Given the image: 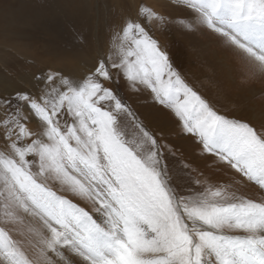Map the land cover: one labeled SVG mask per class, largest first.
<instances>
[{"label": "snow or ice", "instance_id": "snow-or-ice-1", "mask_svg": "<svg viewBox=\"0 0 264 264\" xmlns=\"http://www.w3.org/2000/svg\"><path fill=\"white\" fill-rule=\"evenodd\" d=\"M183 6L253 75L264 74V0ZM134 11L114 32L111 54L85 72L41 73L35 91L0 96V211L5 223L24 225L30 216L40 225L27 227L37 238L35 258L0 228L4 264H264V201L195 189L200 181L187 166L173 175L123 90L143 86L204 153L261 189L264 126L220 114L146 29L162 17L143 4ZM48 180L90 207L59 195ZM236 230L247 235L230 234Z\"/></svg>", "mask_w": 264, "mask_h": 264}, {"label": "rangeland", "instance_id": "rangeland-1", "mask_svg": "<svg viewBox=\"0 0 264 264\" xmlns=\"http://www.w3.org/2000/svg\"><path fill=\"white\" fill-rule=\"evenodd\" d=\"M43 1L31 0L30 3H34V7L32 5L31 8L41 9L44 12H50L51 9L56 11L57 5L65 2V0ZM62 1L64 2L62 3ZM75 2L79 5L71 4L72 1L71 3L66 1L64 4L70 3L69 7L72 8L73 15H75L72 18H75L77 23L75 22L76 25H73L69 18L64 20V24L59 26L64 33L59 36L66 37L68 35L69 37L58 43L60 48L65 47L69 42H71L69 45L74 46L77 56L75 55V59L71 58V60H75V68L73 67L72 72H75L74 69L82 67V65L76 66L83 59L88 58V63L92 66L98 56L111 54L114 32L119 31L126 15L130 12L135 15L134 10L143 4L158 17H162V20L153 18L145 24V27L159 42L162 50L167 53L173 68L185 82L206 98L220 114L230 119L249 122L258 130L264 126V74L253 75L244 60L226 48L217 35L207 29L195 26V14L183 6V0H76ZM64 14L69 13L66 11ZM140 20L142 23L144 22L143 17H140ZM188 25H193V27L189 28ZM30 33L33 36L41 34L40 31H30ZM55 35L58 36V34ZM39 36L35 45L34 43L29 44V49L32 54L35 52L37 57L45 58L47 55L42 51V42L39 41L42 39ZM67 40L69 41L67 42ZM49 48L51 47L49 46ZM82 51H88V54L79 58L78 55ZM7 53L0 54V56L2 55V64L7 66L10 64L9 66L12 67L11 54ZM66 57L68 58V56ZM26 62L28 63L25 65L26 68L23 67L24 69L31 65L29 63H33L29 60ZM24 63L23 61L20 64L24 66ZM11 69L10 74L14 75L13 79L15 80L18 75L14 72L15 69ZM39 69L36 68V71L30 72L33 76L29 75V77L34 79V76L55 70L50 66ZM35 83V80L27 81L23 88L13 87L8 93L14 92L16 89L35 91L33 88ZM140 87L141 91L127 88L123 90V94L140 119L156 134L163 146L164 162L173 175L187 166V169L191 170V179L200 181L199 184H192L195 189L211 187L215 190L219 188L235 197H243L255 202L264 201V189L247 181L246 178L220 163L215 157L204 153L193 138L182 131V126L172 113L156 104L152 94L143 86ZM6 93H0V96ZM2 111L0 109V113ZM28 127L33 132L39 131L35 122L29 123ZM35 170L34 168L33 171ZM47 182L59 195L72 199L81 206L90 207L89 202L78 200L58 182L52 180ZM180 187L181 192L186 194L188 185L182 183ZM24 220V225L5 223L3 213L0 211V228L9 232L27 256L35 258L37 238L27 231V227L31 225L39 228L40 225L37 219L30 216H25ZM230 234L247 235L240 230ZM0 264H4L2 259H0Z\"/></svg>", "mask_w": 264, "mask_h": 264}, {"label": "bare ground", "instance_id": "bare-ground-1", "mask_svg": "<svg viewBox=\"0 0 264 264\" xmlns=\"http://www.w3.org/2000/svg\"><path fill=\"white\" fill-rule=\"evenodd\" d=\"M66 1L70 3L72 1L71 4L73 5L78 4L75 2L76 0H65V2ZM30 2L31 0H0V54L10 52V59L13 60L11 62V65L13 64V66L10 67V64H8V67L6 64L4 65V63L2 64V55L0 56V64H2L0 65V93H8L13 87L23 88L27 81H34L29 75L33 76L30 72L36 71V68L41 69L45 66L46 68L50 66V68L55 69L54 71L62 70L64 72H72L73 67L75 68L74 59L75 55L77 56V53L74 51V46L69 45L71 42L67 44L68 46L66 45L67 47L64 45L65 47L60 48L58 46L59 42L69 37L68 35H66V37L59 36L61 33H64L63 29L59 26L64 24V20L67 18L70 19V22L73 25L77 21L75 18H72V16L75 15H73L72 8L69 7L70 3H66V5L64 4L65 2L62 1V3H64H59L56 7V11L51 9L50 12H44L41 9L38 10L36 8H31L32 5L34 7V3ZM66 11L69 14L65 15L64 13ZM60 18L63 23L60 21ZM30 31H40L41 34H39L40 36H33ZM65 31H67V29H65ZM54 32H56L55 34H58L59 38L56 39L58 36L55 35ZM38 36L42 39L39 41L42 42V51L47 55L45 58L37 57L36 53L33 52L34 54H32L29 49V44L34 43L35 45ZM68 41L69 40H67V42ZM49 46L51 48H49ZM86 53L88 54V51H82L78 57L81 58L87 56ZM66 56H68V58ZM72 57H74L73 60H71ZM27 60H29V62L33 61V63H29L31 65H28L27 69H24L26 68V63H28L26 62ZM23 61L25 62L23 64L24 66L20 64ZM88 61V58L81 60L76 67H78V65H82V67L80 69H74L75 73L85 72L87 68L91 67ZM11 68L15 69L14 72L18 75L15 80L13 79L14 75L12 76L10 74V72H12Z\"/></svg>", "mask_w": 264, "mask_h": 264}]
</instances>
